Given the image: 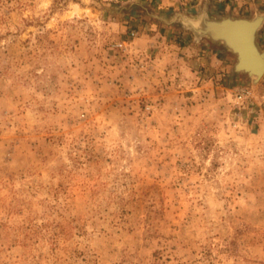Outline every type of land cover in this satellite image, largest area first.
I'll return each mask as SVG.
<instances>
[{
    "label": "rangeland",
    "instance_id": "obj_1",
    "mask_svg": "<svg viewBox=\"0 0 264 264\" xmlns=\"http://www.w3.org/2000/svg\"><path fill=\"white\" fill-rule=\"evenodd\" d=\"M178 14L0 0V264H264V75Z\"/></svg>",
    "mask_w": 264,
    "mask_h": 264
},
{
    "label": "water",
    "instance_id": "obj_2",
    "mask_svg": "<svg viewBox=\"0 0 264 264\" xmlns=\"http://www.w3.org/2000/svg\"><path fill=\"white\" fill-rule=\"evenodd\" d=\"M177 21L199 41L206 39L235 56L233 71L246 75L255 84L264 75V47L258 42L264 13L250 17H214L208 12L193 17L178 15Z\"/></svg>",
    "mask_w": 264,
    "mask_h": 264
},
{
    "label": "crops",
    "instance_id": "obj_3",
    "mask_svg": "<svg viewBox=\"0 0 264 264\" xmlns=\"http://www.w3.org/2000/svg\"><path fill=\"white\" fill-rule=\"evenodd\" d=\"M162 3L163 7L171 8L174 12H180L182 15L193 17L201 14L202 12H208L210 15L215 16L217 7L215 0H158ZM223 14H236L240 8L231 7L230 5L223 6ZM255 9V7H253ZM241 11V10H240ZM260 12V11H259ZM261 13H264L262 11ZM180 15V14H178ZM182 29L184 27L181 26ZM186 31V29H184ZM258 42L261 46H264V26H262L259 35Z\"/></svg>",
    "mask_w": 264,
    "mask_h": 264
}]
</instances>
